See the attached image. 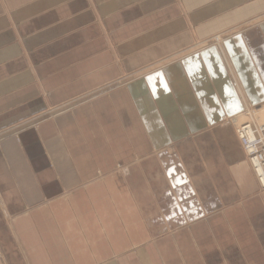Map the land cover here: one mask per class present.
Wrapping results in <instances>:
<instances>
[{
    "label": "crops",
    "instance_id": "crops-1",
    "mask_svg": "<svg viewBox=\"0 0 264 264\" xmlns=\"http://www.w3.org/2000/svg\"><path fill=\"white\" fill-rule=\"evenodd\" d=\"M262 103L264 0H0V264H264Z\"/></svg>",
    "mask_w": 264,
    "mask_h": 264
},
{
    "label": "built area",
    "instance_id": "built-area-1",
    "mask_svg": "<svg viewBox=\"0 0 264 264\" xmlns=\"http://www.w3.org/2000/svg\"><path fill=\"white\" fill-rule=\"evenodd\" d=\"M251 106V105H250ZM248 112L242 111L241 114ZM234 117H222L224 125H231L237 141L245 155L246 161L252 168L254 178L260 190H264V122L260 123L253 117L247 118L246 123L236 125Z\"/></svg>",
    "mask_w": 264,
    "mask_h": 264
},
{
    "label": "rangeland",
    "instance_id": "rangeland-1",
    "mask_svg": "<svg viewBox=\"0 0 264 264\" xmlns=\"http://www.w3.org/2000/svg\"><path fill=\"white\" fill-rule=\"evenodd\" d=\"M226 36H223L222 34H216V35H213V36H210L206 39H203L201 41H198L197 44H204V45H210V44H213V45H218L221 40H223V38H225ZM244 111H248L251 115L250 117H253L254 113H261L262 114V117L264 116V103H262L261 105H258V106H253V105H248L246 104L245 108L243 109ZM253 114V115H252ZM246 116V114H241V113H238L237 115H234L232 117L233 118V121L236 125H239L241 123H245L246 120H241V121H238V122H235L236 120H239L240 118ZM254 118V117H253ZM247 122V121H246ZM221 124L224 125L223 121H221ZM231 126V125H230ZM233 128V126H231ZM234 130V128H233ZM235 133V132H234ZM240 146V145H239ZM241 148V147H240ZM242 150V149H241ZM243 152V151H242ZM244 154V153H243ZM245 156V155H244ZM248 163V162H247ZM249 165V163H248ZM250 167V165H249ZM250 170L252 172V168L250 167ZM253 173V172H252ZM254 176V175H253Z\"/></svg>",
    "mask_w": 264,
    "mask_h": 264
},
{
    "label": "bare ground",
    "instance_id": "bare-ground-1",
    "mask_svg": "<svg viewBox=\"0 0 264 264\" xmlns=\"http://www.w3.org/2000/svg\"><path fill=\"white\" fill-rule=\"evenodd\" d=\"M247 112H248V111H247ZM263 112H264V111H263ZM250 115H251V114L248 112L246 116L240 118L239 120H236L235 122H238V121H241V120H247V118H250ZM252 115H253V114H252ZM253 117H254V119H257L258 122H260V123L264 122V116L262 117V114H261V113H254ZM247 122H248V121H247ZM245 123H246V121H245ZM242 124H244V123H242ZM252 172H253V171H252ZM252 174H253V173H252Z\"/></svg>",
    "mask_w": 264,
    "mask_h": 264
}]
</instances>
